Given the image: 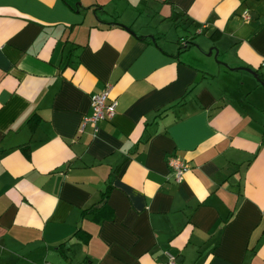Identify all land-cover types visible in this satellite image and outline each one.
<instances>
[{
    "label": "crops",
    "instance_id": "0c3cea01",
    "mask_svg": "<svg viewBox=\"0 0 264 264\" xmlns=\"http://www.w3.org/2000/svg\"><path fill=\"white\" fill-rule=\"evenodd\" d=\"M263 61L264 0H0V264H264Z\"/></svg>",
    "mask_w": 264,
    "mask_h": 264
},
{
    "label": "built area",
    "instance_id": "2783aa9c",
    "mask_svg": "<svg viewBox=\"0 0 264 264\" xmlns=\"http://www.w3.org/2000/svg\"><path fill=\"white\" fill-rule=\"evenodd\" d=\"M245 17H247V15H245ZM183 46L187 45L184 43ZM90 100L91 113L83 117L80 124V131H82L87 124L96 126L99 121L111 118L115 114L117 101L109 98V88L93 93ZM168 164L172 170L173 180L177 183L180 182L183 178V174L189 169L188 163L178 156H171L168 159ZM45 264L50 263L46 262ZM163 264H177L176 258L171 254H167L166 261Z\"/></svg>",
    "mask_w": 264,
    "mask_h": 264
},
{
    "label": "rangeland",
    "instance_id": "374dc122",
    "mask_svg": "<svg viewBox=\"0 0 264 264\" xmlns=\"http://www.w3.org/2000/svg\"><path fill=\"white\" fill-rule=\"evenodd\" d=\"M172 37H173V34H172ZM170 38H171V37H170ZM199 38L203 39V38H206V36H205V35H199V36H196V37H195V41L198 40ZM193 44H195V42H194ZM204 54H207V52H204Z\"/></svg>",
    "mask_w": 264,
    "mask_h": 264
},
{
    "label": "water",
    "instance_id": "95a60500",
    "mask_svg": "<svg viewBox=\"0 0 264 264\" xmlns=\"http://www.w3.org/2000/svg\"><path fill=\"white\" fill-rule=\"evenodd\" d=\"M213 49L215 50V48H209L208 51H207V54L210 55ZM250 72L253 73V71H250ZM254 75H255V74H254Z\"/></svg>",
    "mask_w": 264,
    "mask_h": 264
},
{
    "label": "trees",
    "instance_id": "16d2710c",
    "mask_svg": "<svg viewBox=\"0 0 264 264\" xmlns=\"http://www.w3.org/2000/svg\"><path fill=\"white\" fill-rule=\"evenodd\" d=\"M23 150H24V152L26 153V155H28V153H27V150H28V149H27V148H23ZM104 194H105V193H104ZM89 210H90V209H86L84 212H89Z\"/></svg>",
    "mask_w": 264,
    "mask_h": 264
}]
</instances>
